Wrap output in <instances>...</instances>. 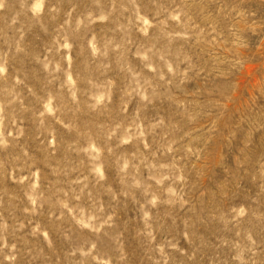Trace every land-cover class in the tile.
Segmentation results:
<instances>
[{"label":"rangeland","instance_id":"rangeland-1","mask_svg":"<svg viewBox=\"0 0 264 264\" xmlns=\"http://www.w3.org/2000/svg\"><path fill=\"white\" fill-rule=\"evenodd\" d=\"M0 264H264V0H0Z\"/></svg>","mask_w":264,"mask_h":264}]
</instances>
